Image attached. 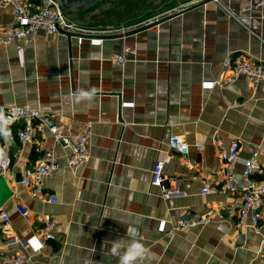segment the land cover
<instances>
[{
  "label": "crops",
  "instance_id": "0c3cea01",
  "mask_svg": "<svg viewBox=\"0 0 264 264\" xmlns=\"http://www.w3.org/2000/svg\"><path fill=\"white\" fill-rule=\"evenodd\" d=\"M151 3L159 8L144 16ZM111 8L104 0L68 17L96 28L116 24L121 34L180 13L101 44L41 29L23 42V64L16 45L0 42V104L40 107L73 132L92 130L90 160L73 174L67 149L48 131L23 142L16 126L0 123V159L11 160L6 173L0 169V205L10 217L6 225L0 219V264H118L110 242L129 239L127 227L155 254L151 264H264V220L238 225L239 198L218 191L222 151L233 140L240 142L237 175L258 151L256 178L264 180V84L243 75L229 82L224 65L241 54L264 62V0H141L107 20ZM12 20V7L0 8V25ZM92 88L91 100L75 98ZM173 135L188 142L187 155L171 149ZM48 150L59 167L43 188L58 202L21 183ZM157 161H164L163 187L151 183ZM206 180L216 189L210 194L202 193ZM214 211L220 215L204 225H176ZM45 216L56 219L58 238L35 253L21 241L42 238Z\"/></svg>",
  "mask_w": 264,
  "mask_h": 264
},
{
  "label": "built area",
  "instance_id": "2783aa9c",
  "mask_svg": "<svg viewBox=\"0 0 264 264\" xmlns=\"http://www.w3.org/2000/svg\"><path fill=\"white\" fill-rule=\"evenodd\" d=\"M11 6L13 9V20L0 25V42L4 44H14L17 46L19 61L24 63L23 42L27 41L39 30L43 29L47 34L67 31L77 33L79 40L82 35H93L91 43L101 44L104 35L115 34L117 29L96 28L76 23L64 15L55 0H0V8ZM250 5L243 8V11L253 9ZM134 52V51H133ZM125 55H117L116 63H125ZM224 65L230 69L231 74L228 81L233 82L243 75L255 84H264V62L248 55H235L225 60ZM214 81L212 85H216ZM0 123L16 126L19 139L23 142L36 138L40 131H48L56 145L67 149L66 161L73 174L78 169L86 165L90 160L89 140L92 135L90 125L73 132L69 128L60 125L55 117V113L40 107L30 105H6L0 104ZM171 149L183 155L189 153V144L178 135L171 136L169 140ZM223 158V182L218 189L223 194L237 195L239 198L238 225H242L250 218L254 225L264 220V180L256 178V174L262 170V163L258 159V151H255L250 159L243 161L244 169L242 175H237L236 167L241 162L240 142L233 140L229 147L222 151ZM11 167V160L0 159L1 173H6ZM59 167L58 157L54 150L45 152L34 166L27 167L22 175L21 183L31 187V194L34 197H42L49 202H58V197L54 193H47L43 188L44 178L57 171ZM164 161H157L153 171L151 183L154 186L163 187L165 177L163 176ZM216 189L211 187V182L206 180L202 188L203 194H210ZM164 193L169 191L163 188ZM17 208L24 216H29L30 211L18 204ZM219 211L199 215L195 217L184 216L177 220V227L184 229L197 227L212 221L219 216ZM0 219L6 225L10 217L3 211L0 205ZM57 221L51 216L43 218L41 227L42 238L32 237L21 241L25 248L32 249L39 253L49 241L56 240L55 229ZM12 240V239H10ZM14 240V239H13ZM14 241H9V243ZM23 261V255H18L14 262Z\"/></svg>",
  "mask_w": 264,
  "mask_h": 264
},
{
  "label": "clouds",
  "instance_id": "9594fccd",
  "mask_svg": "<svg viewBox=\"0 0 264 264\" xmlns=\"http://www.w3.org/2000/svg\"><path fill=\"white\" fill-rule=\"evenodd\" d=\"M96 93V89L80 90L76 93L77 100H91ZM137 230L127 227L126 236L129 239L120 238L112 241L110 253L116 258L118 264H151L155 259V254L146 247L138 238ZM109 242L106 241V244Z\"/></svg>",
  "mask_w": 264,
  "mask_h": 264
},
{
  "label": "water",
  "instance_id": "95a60500",
  "mask_svg": "<svg viewBox=\"0 0 264 264\" xmlns=\"http://www.w3.org/2000/svg\"><path fill=\"white\" fill-rule=\"evenodd\" d=\"M102 1L104 0H55V2L59 5L62 13L67 16H69L72 13H81L84 11H88L92 9L93 7H95L96 5H98L99 3H101ZM179 13L180 12L167 15L161 19H158L152 23H149L148 25L139 27L132 31H128V32L121 33V34L115 33V34L104 35V38H113V37H117V36L124 35V34L136 33L142 30H146V29H149L153 26L160 24L162 21L168 20L174 17L175 15H178ZM60 32L66 34L70 38L79 36L77 33H73V32H67L63 30ZM82 36L85 38L93 37V35H82Z\"/></svg>",
  "mask_w": 264,
  "mask_h": 264
},
{
  "label": "rangeland",
  "instance_id": "374dc122",
  "mask_svg": "<svg viewBox=\"0 0 264 264\" xmlns=\"http://www.w3.org/2000/svg\"><path fill=\"white\" fill-rule=\"evenodd\" d=\"M141 4V0H107V5L112 6L111 10L108 11L107 15V20H110L111 18H118L120 17L121 14H123V11L126 9L131 10V9H136V6ZM123 7V9H122ZM127 7V8H126ZM158 6L154 5L153 3L150 4H145L144 10H143V15L147 14H152ZM138 9V8H137ZM141 10V7L137 10V13H139ZM110 22V21H108ZM100 28H107V29H120L117 27L116 24H109L107 23V27H100Z\"/></svg>",
  "mask_w": 264,
  "mask_h": 264
}]
</instances>
